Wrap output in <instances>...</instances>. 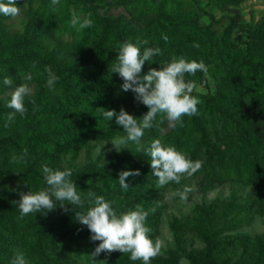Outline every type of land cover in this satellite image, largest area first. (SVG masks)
Here are the masks:
<instances>
[{
    "label": "trees",
    "instance_id": "obj_1",
    "mask_svg": "<svg viewBox=\"0 0 264 264\" xmlns=\"http://www.w3.org/2000/svg\"><path fill=\"white\" fill-rule=\"evenodd\" d=\"M246 1L60 0L53 11L51 0H16L17 29L15 17L0 15V264H11L17 251L23 252L26 264H93L91 253L100 242L92 241L88 228L75 219L73 211L81 209L73 206L72 211L67 205L65 211L58 204L47 214L21 218L13 203L21 192L47 189L42 165L70 169V179L83 197L89 191L103 196L117 215L137 206L148 211L145 226L151 239L158 232L163 197L170 192L180 201L172 193L189 187L188 180H195L202 195L226 184L246 188L244 198L231 191L224 201L200 202L188 214L172 217L167 223L172 245L150 264H264V233H233L251 218L264 216V12L245 20L241 10ZM74 13L81 20L90 18L92 26L72 27ZM125 41L141 54L145 48L161 50L145 62L140 75L150 68L159 70L173 57L203 61L207 72L184 77L201 88L191 93L201 101L198 114L183 116L182 126L175 128L166 119L160 123L158 114L139 144L129 141L101 162L87 157L80 166L59 165L64 155L77 153L91 141L126 135L115 117L108 121L101 109L123 108L138 119L148 111L131 90L121 89L123 80L112 73ZM46 67L57 77L52 88L46 85ZM29 73L27 111L8 121L7 114L14 111L6 106L8 91L25 82ZM5 77L13 78L12 87L4 85ZM154 139L202 161V168L184 175L179 184L158 187L144 151ZM135 170L140 175L126 178L129 188L123 190L119 174ZM190 200L191 193L183 202ZM186 236L202 246L186 248ZM129 255L101 252L94 260L142 264Z\"/></svg>",
    "mask_w": 264,
    "mask_h": 264
},
{
    "label": "clouds",
    "instance_id": "obj_2",
    "mask_svg": "<svg viewBox=\"0 0 264 264\" xmlns=\"http://www.w3.org/2000/svg\"><path fill=\"white\" fill-rule=\"evenodd\" d=\"M60 0H51L49 7L55 11ZM20 13V8L16 6V0H0V15L5 17H16ZM91 13L88 14V17ZM72 27L84 29L91 27L93 22L90 18H81L75 13L70 21ZM167 41V36H163ZM194 47H199L198 44ZM115 57V64L112 73H117L123 80L120 86L124 92L131 90L135 94V99L145 105L148 111L141 117L136 118L128 114L123 108L119 112L115 110L101 109V114L108 121L115 117L117 125L122 126L125 136L119 137L113 145H124L129 141H139L144 136V131L153 127V121L158 114H162V119L169 122V126L175 128L178 124L182 126L183 116H194L198 114L197 105L201 102L197 97L191 95L196 87L195 82H185V74L195 75L198 71L207 72V66L203 61H189L185 58L173 57L172 60L160 67L150 68L144 75H140L145 62L152 60L153 56L161 55L160 48H145L143 53L139 47L131 42H123ZM150 63V62H149ZM48 79L46 85L52 88L57 80L56 75L50 67H46ZM32 80L31 73L24 77V81L19 86L14 87L7 107L14 111L7 114V120H14L17 113L23 116L27 109L24 105V98L31 93V88L27 82ZM5 86H13V78L5 77ZM7 126V125H6ZM150 157V167L152 174L156 177L158 187H164L169 182L179 184L184 175L192 176L202 168V161H192L177 151L172 146H164L160 139L151 141L150 146L144 149ZM24 155H27L25 149ZM18 159L17 157L13 158ZM19 159H22L20 157ZM43 179L48 186L47 189L36 193L28 191L20 193V199L14 201L18 207L21 218L30 213L47 214L59 207L67 211V205L81 209L75 212V219L88 228L92 241H99L95 250L91 253L93 264H96L94 257L101 252L111 253L119 251L128 253L132 261H142V264H150V261L161 253L163 242L156 239L155 242L149 237L150 229L145 226L148 211L137 206L136 210L128 211L117 215L110 206V203L103 196L96 195L89 191L87 197H83L82 192L77 191V185L70 177V169L54 170L47 165L41 166ZM140 175L139 170L122 171L119 174V184L123 190H127L129 185L125 182L130 176ZM192 188L185 186L182 191L172 193L179 196L181 201H187L188 194ZM88 205L87 207L85 205ZM155 211V209H151ZM11 264H26L23 252L17 251ZM186 264V262H182Z\"/></svg>",
    "mask_w": 264,
    "mask_h": 264
},
{
    "label": "rangeland",
    "instance_id": "obj_3",
    "mask_svg": "<svg viewBox=\"0 0 264 264\" xmlns=\"http://www.w3.org/2000/svg\"><path fill=\"white\" fill-rule=\"evenodd\" d=\"M242 16L245 20H248L252 15L255 19L264 12V0H248L242 7ZM19 17L16 16L13 20V28L17 29L20 25L18 23ZM195 90L201 91V88L195 87ZM13 90L8 91L11 94ZM118 138H114L109 141H91L84 148L78 151L75 154H66L64 155L59 165H65L66 163L73 164L74 166H80L84 160L88 157L91 160L102 161L105 157L113 155L120 144L113 145L111 142H114ZM195 180H188V186L193 189L191 191V200L189 203H184L183 201H176L171 198L170 195H165L163 197L164 209L159 219L158 232L155 237L152 239L155 242L156 239H160L163 242V247L161 253L170 248L172 245L171 237L167 229V223L172 217H182L189 213L190 209L194 204H199L200 202L208 203L213 199L226 200L231 191L235 192L238 196L244 198L247 194V189L242 188L236 184H226L220 187L215 188L212 191L207 192L202 195L199 193L195 186ZM241 198V199H242ZM232 234V232H229ZM233 233L248 234L251 236L261 235L264 233V216L260 218H251L248 225L239 227L234 230ZM227 234V233H226ZM202 244L195 238L191 236H186L185 238V247L188 249L198 250ZM160 253V254H161ZM159 254V255H160ZM181 261L179 264H182Z\"/></svg>",
    "mask_w": 264,
    "mask_h": 264
}]
</instances>
